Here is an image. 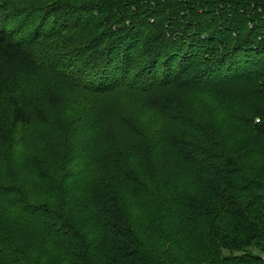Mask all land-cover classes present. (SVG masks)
I'll return each mask as SVG.
<instances>
[{
	"label": "trees",
	"instance_id": "16d2710c",
	"mask_svg": "<svg viewBox=\"0 0 264 264\" xmlns=\"http://www.w3.org/2000/svg\"><path fill=\"white\" fill-rule=\"evenodd\" d=\"M27 1L0 0V60L14 65L0 102V264H264V0H107L82 12L106 8L131 25L127 47L112 44L111 53L123 51L120 64L111 69L104 53L102 80L66 90L65 120L98 114L101 95L132 87L145 69L147 90L182 81L184 121L196 132L193 140H136L116 160L120 183L110 193L87 189L95 156L75 165L70 146L55 148L54 160L34 155L38 52L81 25L76 4H18ZM160 12L165 22H151ZM179 39L196 52L157 82L161 55ZM220 89L238 91L237 99L223 103Z\"/></svg>",
	"mask_w": 264,
	"mask_h": 264
},
{
	"label": "rangeland",
	"instance_id": "374dc122",
	"mask_svg": "<svg viewBox=\"0 0 264 264\" xmlns=\"http://www.w3.org/2000/svg\"><path fill=\"white\" fill-rule=\"evenodd\" d=\"M59 1L61 2L58 3L57 0L18 2L19 5L57 6L67 4L63 5L66 8L76 4L80 16L79 25H81L76 29V32L54 40L38 52L43 74L37 85V91L34 93L35 125L32 135L34 155L37 161L43 160L45 154H47L46 157L54 160L58 155L55 148L59 146L65 149L70 146L69 150L73 155L78 156L75 165L85 162L90 156H95L98 172L87 189L89 192L110 193L109 191L117 188L120 183V179H117L118 163L116 160L121 158L120 152H125L124 150L128 147L131 149L136 140H164L165 143H167L166 140H193L192 134L196 132L188 127L189 122L184 121L186 117H189L188 91L186 86L181 84L182 81L176 87L165 86L164 80L161 86L147 90V87L145 89L144 86L149 81L145 77L144 69L141 71L143 75H139L132 87L129 85L120 86L116 92L101 95L99 98L101 108L98 114L78 113L71 120H65L62 110L68 92L66 90H69L70 87L87 90L93 83L91 81L94 80L97 83L102 80L104 77L98 74L97 68L102 65L101 70L106 69L103 68L105 65L101 64L105 63L102 59L104 53L110 54L112 57L111 69L114 65L120 64V56L123 55V51L119 47L111 53L112 44L116 42L118 45L122 44L121 47L124 49L127 47L128 43L123 37L131 23L124 16L113 19L109 15L105 16L103 12L106 8L100 10L99 13L92 12L93 15L91 13L86 16L82 15V12H89L90 4L93 2L103 1L104 4L107 0ZM141 3L146 5V2L142 0L139 1V4ZM87 20H91L88 23L94 22V24L84 27L82 24ZM156 20L165 22L163 12L151 17V22ZM110 28H113V31L118 35L122 33L123 35L121 37L113 35ZM174 30L176 34L180 30L178 36L180 34L188 37V35H184L185 29L175 28ZM154 33V30L150 29L145 34ZM179 41L176 48H172V45L168 46V49L161 55L159 61L164 65H161L160 62L158 74L154 77L157 82H161V79L168 75L176 76V69H182L181 59L196 52L194 48L189 50L187 43H181L180 39ZM135 49L138 55L136 60L143 61L146 57L141 55L142 52L139 54V46ZM171 52H174L177 57H167ZM13 68L14 65L7 59L0 60V102L5 100V88L12 79ZM194 71L196 69L191 67L182 75L186 77L194 74ZM180 80L183 79L180 78ZM132 81L127 80V82ZM237 94L238 91L235 92L234 89L218 91L221 101L229 105L234 99H237L235 98ZM4 130L5 123L0 117V139L4 136ZM72 140L77 141L71 142ZM85 147H87V151L89 150L88 153L83 149ZM169 155L170 153L166 152L165 159ZM175 165L176 161L173 158L167 159L169 168ZM72 167L73 165L70 166V168ZM184 173L186 174V172ZM109 187L110 189H108ZM4 222L5 219L0 216V225Z\"/></svg>",
	"mask_w": 264,
	"mask_h": 264
},
{
	"label": "built area",
	"instance_id": "2783aa9c",
	"mask_svg": "<svg viewBox=\"0 0 264 264\" xmlns=\"http://www.w3.org/2000/svg\"><path fill=\"white\" fill-rule=\"evenodd\" d=\"M262 259H263V261H264V255H262Z\"/></svg>",
	"mask_w": 264,
	"mask_h": 264
}]
</instances>
